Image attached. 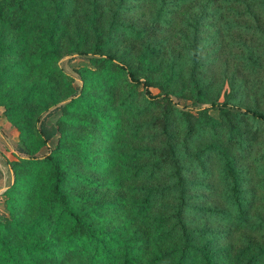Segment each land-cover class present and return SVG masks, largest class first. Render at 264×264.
Segmentation results:
<instances>
[{
    "label": "trees",
    "instance_id": "1",
    "mask_svg": "<svg viewBox=\"0 0 264 264\" xmlns=\"http://www.w3.org/2000/svg\"><path fill=\"white\" fill-rule=\"evenodd\" d=\"M263 5L0 0V108L27 156L0 264H264V110L236 75L264 52L220 56L233 32L264 40ZM66 54L91 63L79 85Z\"/></svg>",
    "mask_w": 264,
    "mask_h": 264
},
{
    "label": "rangeland",
    "instance_id": "2",
    "mask_svg": "<svg viewBox=\"0 0 264 264\" xmlns=\"http://www.w3.org/2000/svg\"><path fill=\"white\" fill-rule=\"evenodd\" d=\"M237 9H240L237 7ZM261 20L259 21L260 24L257 25L259 30L264 33V5L261 6ZM247 41L251 45L257 44L260 46V52H264V40L263 39H256L251 38L248 36H241L238 32H233L231 37H224V41L221 43L224 45L223 52H220V56L223 59H227L228 61V73H231L233 70L238 69L240 70V64H237L234 60V57L239 53V49L235 47L238 45L240 41ZM264 55V53H262ZM58 65L62 67V69L71 77L74 78L75 83L79 85L81 81L78 79L76 69L89 66L91 67L90 61L85 56H78L76 54H66L61 56L58 61ZM221 70V65L218 64L214 67V74L216 75ZM238 76V83L240 79L246 81L248 85L255 84L256 89L253 91V100L256 104V108L264 110V62L262 64V68L259 71H251L249 74L244 73V71H239L237 74ZM140 77H142L140 75ZM141 88V86H139ZM142 89V88H141ZM152 93L159 92L158 89L152 88ZM175 101H179V99L174 96ZM183 103V101L181 102ZM2 108H0V186H5V190L12 184L13 182V172L10 168V165L13 161L19 160L20 158H26L27 156L21 154L18 151L19 147V138L18 133L15 128L6 120V118L2 114ZM58 141V135L53 137L46 146H44L40 152L38 153L40 156L48 154L51 149H53ZM260 181L261 178L257 179ZM4 190V191H5ZM3 191V192H4ZM257 198L262 200L264 198V191L261 189L257 191L256 194ZM1 197V196H0ZM0 198V219H3L4 215H7L8 212L3 206Z\"/></svg>",
    "mask_w": 264,
    "mask_h": 264
},
{
    "label": "crops",
    "instance_id": "3",
    "mask_svg": "<svg viewBox=\"0 0 264 264\" xmlns=\"http://www.w3.org/2000/svg\"><path fill=\"white\" fill-rule=\"evenodd\" d=\"M5 186L3 185V186H0V194L5 190Z\"/></svg>",
    "mask_w": 264,
    "mask_h": 264
}]
</instances>
